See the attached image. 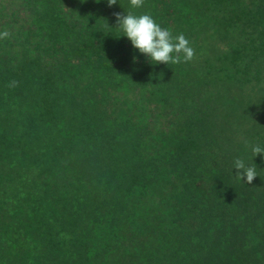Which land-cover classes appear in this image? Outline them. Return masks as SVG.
I'll list each match as a JSON object with an SVG mask.
<instances>
[{
	"label": "trees",
	"instance_id": "16d2710c",
	"mask_svg": "<svg viewBox=\"0 0 264 264\" xmlns=\"http://www.w3.org/2000/svg\"><path fill=\"white\" fill-rule=\"evenodd\" d=\"M124 7L0 0V264H264V0L129 9L189 40L169 64Z\"/></svg>",
	"mask_w": 264,
	"mask_h": 264
},
{
	"label": "clouds",
	"instance_id": "9594fccd",
	"mask_svg": "<svg viewBox=\"0 0 264 264\" xmlns=\"http://www.w3.org/2000/svg\"><path fill=\"white\" fill-rule=\"evenodd\" d=\"M83 2V0H82ZM99 2V0H97ZM109 6L117 3V0H107ZM129 8H125L126 14L117 13L116 28L121 35L126 36L135 50L144 55L151 63H179L191 61L194 57V49L189 40L183 35H173L168 29L163 28L150 13L135 14L129 9H137L143 6V0H128ZM109 25V24H108ZM111 26V25H109ZM7 33H0V37ZM120 36V35H119ZM137 59L133 56V60ZM255 154L264 153V147L259 144L252 146ZM236 169H242V176L246 175V182L250 183L257 172L244 161L237 159L234 162Z\"/></svg>",
	"mask_w": 264,
	"mask_h": 264
}]
</instances>
